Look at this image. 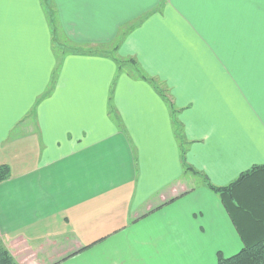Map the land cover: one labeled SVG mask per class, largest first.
Segmentation results:
<instances>
[{
	"label": "crops",
	"instance_id": "crops-1",
	"mask_svg": "<svg viewBox=\"0 0 264 264\" xmlns=\"http://www.w3.org/2000/svg\"><path fill=\"white\" fill-rule=\"evenodd\" d=\"M3 165L0 240L19 264L237 255L207 180L264 166V0H4Z\"/></svg>",
	"mask_w": 264,
	"mask_h": 264
},
{
	"label": "trees",
	"instance_id": "trees-1",
	"mask_svg": "<svg viewBox=\"0 0 264 264\" xmlns=\"http://www.w3.org/2000/svg\"><path fill=\"white\" fill-rule=\"evenodd\" d=\"M10 175L9 166H0V181ZM207 183L220 195L244 243L240 253L229 258L219 256L217 264H264V166L254 167L227 187ZM0 264H19L1 240Z\"/></svg>",
	"mask_w": 264,
	"mask_h": 264
},
{
	"label": "rangeland",
	"instance_id": "rangeland-1",
	"mask_svg": "<svg viewBox=\"0 0 264 264\" xmlns=\"http://www.w3.org/2000/svg\"><path fill=\"white\" fill-rule=\"evenodd\" d=\"M135 25V24H134ZM134 25H128L127 27H125V29H123V32L120 33V37L119 39H117V41H115L114 43H111L105 47H100L98 49H100V52H104V53H110V54H113L115 53V49L118 47V45L120 44L121 42V39L124 38V35L128 32L129 29H131L132 26ZM57 27V25H56ZM58 29V28H57ZM60 30H58V37H56V42L54 43V47H55V50H56V54L58 57H60L61 53H62V49L60 46H62V44H66L64 38H62V35L61 33L59 32ZM69 48V47H68ZM99 51V50H98ZM123 63H126L127 66L123 65L122 68H124L125 70H129V69H133L134 66V61L132 60H128V61H123ZM4 244V243H3Z\"/></svg>",
	"mask_w": 264,
	"mask_h": 264
},
{
	"label": "snow or ice",
	"instance_id": "snow-or-ice-1",
	"mask_svg": "<svg viewBox=\"0 0 264 264\" xmlns=\"http://www.w3.org/2000/svg\"><path fill=\"white\" fill-rule=\"evenodd\" d=\"M3 2H4V0H0V5H2V4H3Z\"/></svg>",
	"mask_w": 264,
	"mask_h": 264
}]
</instances>
